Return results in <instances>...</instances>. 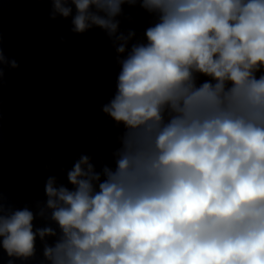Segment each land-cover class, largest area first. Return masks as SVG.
Listing matches in <instances>:
<instances>
[{"label":"clouds","instance_id":"9594fccd","mask_svg":"<svg viewBox=\"0 0 264 264\" xmlns=\"http://www.w3.org/2000/svg\"><path fill=\"white\" fill-rule=\"evenodd\" d=\"M51 3V19L111 40L120 71L102 112L123 131L114 166L81 155L72 187L48 177L37 211L0 193L8 264L33 258L38 238L42 264H264V0ZM124 4L156 17L130 48ZM6 64L19 66L0 41V84Z\"/></svg>","mask_w":264,"mask_h":264}]
</instances>
